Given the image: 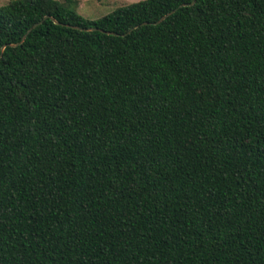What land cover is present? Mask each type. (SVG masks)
<instances>
[{"label": "trees", "instance_id": "obj_1", "mask_svg": "<svg viewBox=\"0 0 264 264\" xmlns=\"http://www.w3.org/2000/svg\"><path fill=\"white\" fill-rule=\"evenodd\" d=\"M75 4L0 7V264H264V0Z\"/></svg>", "mask_w": 264, "mask_h": 264}, {"label": "rangeland", "instance_id": "obj_2", "mask_svg": "<svg viewBox=\"0 0 264 264\" xmlns=\"http://www.w3.org/2000/svg\"><path fill=\"white\" fill-rule=\"evenodd\" d=\"M12 0H0V7ZM64 2V0H57ZM75 11L80 16L88 20L97 19L115 8L125 6L141 0H75Z\"/></svg>", "mask_w": 264, "mask_h": 264}, {"label": "water", "instance_id": "obj_3", "mask_svg": "<svg viewBox=\"0 0 264 264\" xmlns=\"http://www.w3.org/2000/svg\"><path fill=\"white\" fill-rule=\"evenodd\" d=\"M173 11H174V10H171L169 13H167L166 15L162 16L161 18H159V20H158L156 23H159L160 21H162L165 17H167L168 15H170ZM38 24H40V21L37 22V23H35V24H33V25H32V26L26 31V33H28V32L30 31V29L34 28V27L37 26ZM84 30L89 31V30H92V29L89 28V29H84ZM26 33L21 37V40H20V41H22V40L24 39ZM11 46H15V45H11Z\"/></svg>", "mask_w": 264, "mask_h": 264}]
</instances>
